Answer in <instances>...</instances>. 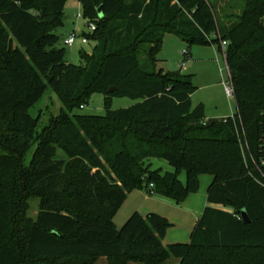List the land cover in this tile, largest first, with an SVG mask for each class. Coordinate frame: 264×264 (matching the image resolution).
Returning <instances> with one entry per match:
<instances>
[{"label":"trees","instance_id":"1","mask_svg":"<svg viewBox=\"0 0 264 264\" xmlns=\"http://www.w3.org/2000/svg\"><path fill=\"white\" fill-rule=\"evenodd\" d=\"M67 1L0 0V264H264V187L242 149L248 143L256 155L264 122V0H245L236 14L209 0H79L84 19L104 29L79 66L55 33ZM168 34L220 52L227 41L234 117L207 120L203 105L192 107V76L158 67ZM68 79L79 83L72 110L100 93L107 114L54 119L47 142L37 134L41 148L24 164L40 122L30 110L49 88L62 93ZM116 97L141 102L113 110ZM161 160L175 172L154 170ZM209 174L208 207L190 243L166 245L172 224L156 213L113 223L133 190L179 205Z\"/></svg>","mask_w":264,"mask_h":264},{"label":"rangeland","instance_id":"2","mask_svg":"<svg viewBox=\"0 0 264 264\" xmlns=\"http://www.w3.org/2000/svg\"><path fill=\"white\" fill-rule=\"evenodd\" d=\"M213 5L217 7L220 11H225L228 14L231 13H239L240 9L238 8L240 5L245 3V0H209ZM65 13L63 15V25L62 27L56 29V34L61 37L60 44L58 48H65L67 51L66 59L70 64L79 66L81 62V52H86L88 55L93 56L95 48L99 44V40L104 37V29L101 24L95 20L89 21L88 19H77V14L80 12L83 14V9L81 3L76 0H68L66 3ZM238 6V7H237ZM95 23L97 26L96 33L90 34V29L88 24ZM75 32L79 35L77 43L73 47H69L65 45L64 40L70 36L71 33ZM85 32L89 35L88 44H83L81 42V35ZM198 53L201 57L210 58L214 60L213 64H194L191 61L186 60L182 55L184 50H190ZM212 50L209 47H203L200 45H193L188 47L185 42L181 40L175 34L166 35L162 50L159 54V62L158 67L164 69L165 72H174V71H182L185 75H191L193 84L196 87V91L192 94V107H197L200 104H203V101L212 100L215 97L221 105H224L223 113H230L229 117L237 114L236 102L235 99H228L224 87L223 81H228L229 71L227 62L225 61V57L223 52L217 54H211ZM222 84V93L220 92V88L211 87L215 86V84ZM79 83L76 79H68L64 90L62 93L57 94L54 93L51 88L47 90L45 95L42 97L41 101H39L33 108L30 110V115L34 117H39L40 122L37 128L36 136L31 141L30 150L26 154L24 158V164L30 165V161L32 160L35 152L41 148L40 141L37 138V134H42L41 139L47 142L48 137L50 136V132H45L44 129L49 128L52 125L54 119L60 118L65 113L67 114H76V115H87V116H105L106 110V97L100 93L93 94L89 97L87 104L80 106L82 103L77 105L75 110L71 109V105L74 102L73 95L78 87ZM140 100H135L132 98H113L111 102V109L120 110V109H128L133 105L140 103ZM210 109L213 108L212 103L210 104ZM242 131V132H241ZM238 138L241 142L247 141L246 135L244 131V127L238 128ZM244 141L242 143H244ZM246 144V143H245ZM242 144L243 156L245 163H247L248 156L246 152V145ZM111 152V150H108ZM59 157H64V154L59 151ZM154 170H159L161 175L166 173H173V168L168 164V162L161 160L155 161L153 164ZM184 179H187L185 173H183ZM202 178L211 177L210 184L213 182L214 177L212 175H201ZM209 184V185H210ZM209 185L207 187H209ZM30 212L33 218H36L37 204L38 200H30ZM105 259L99 260L96 264H102ZM133 264H143V263H133Z\"/></svg>","mask_w":264,"mask_h":264},{"label":"crops","instance_id":"3","mask_svg":"<svg viewBox=\"0 0 264 264\" xmlns=\"http://www.w3.org/2000/svg\"><path fill=\"white\" fill-rule=\"evenodd\" d=\"M65 13V10H64ZM212 50L211 54H217V52L221 53L217 46H206ZM187 51L189 54V61L194 64H213L214 60L210 58H204L198 55L196 50L194 52L190 48ZM183 51V52H184ZM182 52V55H183ZM226 61V60H225ZM223 84V83H222ZM222 84L217 83L215 86L220 88V92L222 93ZM229 99V98H228ZM205 110H206V119L213 120H223L225 118L234 117L235 114L229 117L230 113H223L224 105H221L215 97L212 100H207L202 102ZM212 103L213 108L210 109V104ZM237 109V107H236ZM238 111V109H237ZM173 173L175 170H172ZM183 173H185L183 171ZM187 176V174H186ZM180 179L185 184L187 179H184L182 172L180 173ZM211 177L202 178L199 177V191L190 195L184 202L179 205L176 204L175 201L161 196H151L147 191L143 190H133L129 195L128 199L125 203L120 207L121 209L117 212L116 216L113 219V223L121 228L124 223L132 216V214L138 212L142 216H147L150 213H156L160 216H164L171 222L172 226L168 228L164 243L166 245L170 244H180V243H190L191 235L195 229L198 220L202 216L204 210L208 207L207 198L208 191L210 187ZM209 185V187H207ZM104 262L102 264H108L107 258H101ZM164 264H180V260L178 259H170L166 261Z\"/></svg>","mask_w":264,"mask_h":264},{"label":"built area","instance_id":"4","mask_svg":"<svg viewBox=\"0 0 264 264\" xmlns=\"http://www.w3.org/2000/svg\"><path fill=\"white\" fill-rule=\"evenodd\" d=\"M79 2V0H76ZM77 19H84L83 14L82 13H78L77 14ZM89 29H90V34L94 33V31L97 29V26L95 25V23H90L88 24ZM79 35H77L75 32L71 33L70 36L68 38H66L64 40L65 45L69 46V47H73L77 41H78ZM81 42L83 44H88L89 39L88 37L85 35V32L82 33L81 35ZM228 43L227 41H222L221 42V46H222V52L224 54L225 57V53L227 50V46ZM183 56L185 57V61L189 60V54L187 51L183 52ZM229 71V69H228ZM230 77V76H229ZM223 87H224V91L227 95V97L229 99L234 98L235 99V93H234V86H233V82L231 80V77L228 81H223ZM83 107V106H82ZM262 131L260 134V142H259V146H258V150L256 155H253L252 152L249 149V145L248 143H246V152H247V156H248V160H247V164L249 166V172L251 177L254 179V181L256 183H258L259 185H261L262 187H264V122L262 123ZM151 187H153V185H151Z\"/></svg>","mask_w":264,"mask_h":264},{"label":"water","instance_id":"5","mask_svg":"<svg viewBox=\"0 0 264 264\" xmlns=\"http://www.w3.org/2000/svg\"><path fill=\"white\" fill-rule=\"evenodd\" d=\"M99 12H100V16L102 17L103 15H102L101 10H99ZM116 90H117V87H112L111 89H109V93L112 94V92H114ZM242 220H244V222L246 224H250L251 223V219H249V217H248L246 212L242 213Z\"/></svg>","mask_w":264,"mask_h":264}]
</instances>
